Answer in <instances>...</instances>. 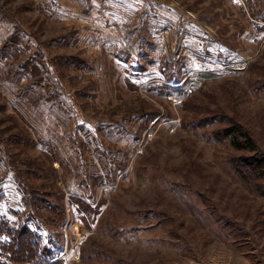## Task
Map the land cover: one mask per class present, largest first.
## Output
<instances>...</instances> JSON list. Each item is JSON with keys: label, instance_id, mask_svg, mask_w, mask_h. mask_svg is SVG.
<instances>
[{"label": "rangeland", "instance_id": "rangeland-1", "mask_svg": "<svg viewBox=\"0 0 264 264\" xmlns=\"http://www.w3.org/2000/svg\"><path fill=\"white\" fill-rule=\"evenodd\" d=\"M260 157L264 0H0V215L50 262L264 264Z\"/></svg>", "mask_w": 264, "mask_h": 264}, {"label": "trees", "instance_id": "trees-1", "mask_svg": "<svg viewBox=\"0 0 264 264\" xmlns=\"http://www.w3.org/2000/svg\"><path fill=\"white\" fill-rule=\"evenodd\" d=\"M226 135L232 138L233 144L237 145L238 149H251L249 148L253 142L251 137L242 133L240 129L226 130ZM258 163L264 165V157L258 158ZM42 243L38 230L31 225L12 224L0 215V257L18 264H61L57 261L50 262L53 257L52 251L48 247H42ZM0 264L7 263L0 258Z\"/></svg>", "mask_w": 264, "mask_h": 264}]
</instances>
